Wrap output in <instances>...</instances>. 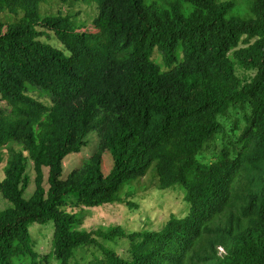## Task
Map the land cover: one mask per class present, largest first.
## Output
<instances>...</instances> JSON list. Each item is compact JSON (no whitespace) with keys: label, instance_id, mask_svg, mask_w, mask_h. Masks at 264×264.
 Returning a JSON list of instances; mask_svg holds the SVG:
<instances>
[{"label":"trees","instance_id":"trees-1","mask_svg":"<svg viewBox=\"0 0 264 264\" xmlns=\"http://www.w3.org/2000/svg\"><path fill=\"white\" fill-rule=\"evenodd\" d=\"M44 1L0 0L16 17L0 22V149L22 148L0 181L11 204L0 211V264H78L86 249L99 253L86 264H264V0L245 1L246 18L227 0H55L95 4V32L42 16ZM233 113L238 137L202 162ZM92 132L98 150L63 179L64 159ZM150 172L160 190L183 193L181 216L158 231L80 229L73 210L121 204ZM48 224L41 256L30 229ZM118 240L126 258L109 246Z\"/></svg>","mask_w":264,"mask_h":264},{"label":"rangeland","instance_id":"rangeland-1","mask_svg":"<svg viewBox=\"0 0 264 264\" xmlns=\"http://www.w3.org/2000/svg\"><path fill=\"white\" fill-rule=\"evenodd\" d=\"M236 2L235 13L241 18H246L249 15V8L245 1L247 0H227ZM40 13L42 16H69L74 26L80 28L84 26L81 31L95 32L93 27V20L96 18L97 9L95 4L88 3H70L61 4L55 0H45L40 6ZM21 16H19L20 18ZM16 19L14 15L7 13H0V22L7 23ZM44 41L54 47H59L58 42L52 34L49 37L43 38ZM239 77H247L241 70H237ZM252 76V74H250ZM249 78V77H248ZM30 95L39 99L41 102L47 103L49 99L40 95L39 92H31ZM4 103L0 101V107H4ZM242 114L233 113L227 118L221 120L224 126V134L217 136L204 151L199 159L204 163H213L220 147L227 143L231 137H238L239 133L233 131L236 119H241ZM87 146L83 148L78 154H72L66 157L63 161V179L76 170L83 161L92 156L99 148L100 135L98 132H92L87 137ZM21 151L22 148L16 144H11L7 147L0 149V156L3 162L0 165V181L4 178V168L10 157V150ZM112 166L111 157L105 156L103 162V171L108 174ZM31 164L29 166L31 184L29 190L25 194V198L30 197L34 189L33 173L31 171ZM45 181L47 179L48 171L44 169ZM123 203L105 205L98 208L73 210L79 212L82 216V223L80 229L91 232L98 229L106 230L110 227H122L126 232H137L141 230L158 231L162 225L173 216H181L186 210L183 193L177 189L160 190L158 179L150 172L146 177L139 182L131 185L130 188L124 190L122 195ZM133 204V208L127 204ZM11 207V204L6 201L0 193V211L6 210ZM72 212L70 208H67ZM36 229V230H34ZM33 231V238L35 248L41 252V256L50 253L52 244L51 236L53 234L52 224L45 227L33 225L30 229ZM32 235V234H31ZM119 256L127 257L128 242L125 240H118L117 242L109 245ZM47 252V253H46ZM222 253V250H220ZM97 253L96 249L93 251H81L76 255L75 261L78 264H86L88 261L93 260V256Z\"/></svg>","mask_w":264,"mask_h":264}]
</instances>
